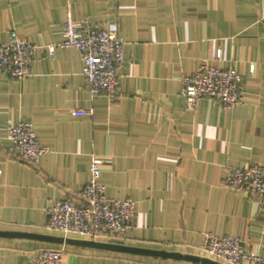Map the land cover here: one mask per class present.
Returning a JSON list of instances; mask_svg holds the SVG:
<instances>
[{"label": "crops", "instance_id": "0c3cea01", "mask_svg": "<svg viewBox=\"0 0 264 264\" xmlns=\"http://www.w3.org/2000/svg\"><path fill=\"white\" fill-rule=\"evenodd\" d=\"M68 13L121 34L118 93L89 95L74 48L53 58L37 50L21 82L0 75V232L62 237L45 229L46 210L77 199L96 157L99 183L110 198L135 202V222L93 241L226 264L201 252L210 232L264 257V211L223 185L232 168L264 164V0H0V41L14 30L40 47L59 43ZM217 49L219 66L242 76L243 102L223 109L202 99L187 109L181 78L214 63ZM19 122L48 148L36 165L9 153L7 128ZM48 247L63 249L61 264H202L1 235L0 264H33Z\"/></svg>", "mask_w": 264, "mask_h": 264}, {"label": "built area", "instance_id": "2783aa9c", "mask_svg": "<svg viewBox=\"0 0 264 264\" xmlns=\"http://www.w3.org/2000/svg\"><path fill=\"white\" fill-rule=\"evenodd\" d=\"M58 48H74L79 51L82 75L90 96L107 94L116 97L118 74L124 61V40L113 28H98L73 20L68 13L59 43L37 46L10 30L5 41H0V75L21 82L31 71L37 50L53 58ZM221 50L217 49L214 63L204 59L197 71L182 76L180 95L185 107L194 109L202 99L223 109H232L243 102L240 92L241 74L233 67L219 66ZM250 71L253 72V66ZM91 110H86L89 114ZM12 157L29 165H36L48 148L38 144L37 134L30 123L19 122L7 128ZM8 153V154H9ZM100 160L92 157L89 180L79 189L77 199L64 198L56 201L46 210L45 229L58 233L63 238L93 240L97 235L106 238L118 237L134 227L135 202L132 199L110 198L104 186L99 183ZM223 185L246 193L258 201L264 211V164H250L232 168ZM201 252L210 258L226 264H264V257L243 250L241 240L229 235L206 233L200 246ZM62 248H42L37 250L33 264H61ZM125 264H133L126 262Z\"/></svg>", "mask_w": 264, "mask_h": 264}, {"label": "water", "instance_id": "95a60500", "mask_svg": "<svg viewBox=\"0 0 264 264\" xmlns=\"http://www.w3.org/2000/svg\"><path fill=\"white\" fill-rule=\"evenodd\" d=\"M1 236H17V237H27V238H37L45 241H51L56 243H66V244H79L83 246L89 247H96V248H104L110 249L115 251H122V252H130V253H139V254H150V255H158L161 257H172V258H179V259H186L190 261L200 262L202 264H219L214 262L210 259L206 258H199L194 256H182L178 253H167V252H153L147 250H140L136 248H129L117 244L112 243H100L95 242L93 240H74L70 238H63V237H56V236H48V235H37V234H30L24 232H0Z\"/></svg>", "mask_w": 264, "mask_h": 264}]
</instances>
